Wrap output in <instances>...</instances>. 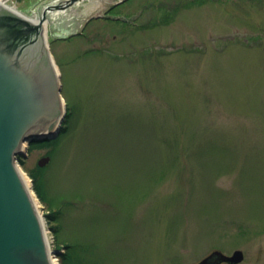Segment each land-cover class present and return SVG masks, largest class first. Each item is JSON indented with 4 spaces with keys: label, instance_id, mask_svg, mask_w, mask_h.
<instances>
[{
    "label": "rangeland",
    "instance_id": "rangeland-1",
    "mask_svg": "<svg viewBox=\"0 0 264 264\" xmlns=\"http://www.w3.org/2000/svg\"><path fill=\"white\" fill-rule=\"evenodd\" d=\"M89 2L44 34L61 125L15 156L51 258L264 264V0Z\"/></svg>",
    "mask_w": 264,
    "mask_h": 264
},
{
    "label": "water",
    "instance_id": "water-1",
    "mask_svg": "<svg viewBox=\"0 0 264 264\" xmlns=\"http://www.w3.org/2000/svg\"><path fill=\"white\" fill-rule=\"evenodd\" d=\"M46 16L45 10L34 21L0 6V264H52L42 219L15 162L23 141L54 137L64 115L59 74L43 38ZM242 260L240 249L229 255L214 249L196 264Z\"/></svg>",
    "mask_w": 264,
    "mask_h": 264
},
{
    "label": "bare ground",
    "instance_id": "bare-ground-1",
    "mask_svg": "<svg viewBox=\"0 0 264 264\" xmlns=\"http://www.w3.org/2000/svg\"><path fill=\"white\" fill-rule=\"evenodd\" d=\"M71 1H73V4H74V2L76 3V1L77 0H60L57 4H55L54 6H53V9H56L57 11H54L53 12V14L55 15V16H60L61 14H62V12H60L61 10H63L64 8H66V6L71 2ZM80 4H84L88 9H91L92 7H93V3L91 2L89 5L87 4V1H85V2H83L82 0H80V1H78ZM0 6H2V7H4V8H6V9H10V10H12V11H16V10H14L15 9V7H11V5H9L5 0H0ZM86 10V9H85ZM17 11H19L18 9H17ZM21 13V12H20ZM35 21L37 20V18H35L34 19ZM48 19H46L45 20V22L47 21ZM44 22V23H45ZM43 27H45V29L47 28V26L45 25V26H43ZM43 38H46L45 36L43 37ZM22 143H24V141L22 142ZM21 177H22V179H24V182H25V185H29L28 184V182H27V177L26 176H24L23 174L21 175ZM31 196H32V198H35V197H33L34 196V194L33 193H31ZM35 202V206L37 207V210H38V204H37V201H34ZM38 212H39V210H38ZM40 215V214H39ZM41 217V216H40ZM42 223H43V221H42ZM43 229L45 230V228H44V225H43ZM44 236H45V240H46V243L48 244V246H49V240H48V236H47V234H45V231H44ZM52 261V264H56L55 263V261L52 259L51 260Z\"/></svg>",
    "mask_w": 264,
    "mask_h": 264
},
{
    "label": "flooded vegetation",
    "instance_id": "flooded-vegetation-1",
    "mask_svg": "<svg viewBox=\"0 0 264 264\" xmlns=\"http://www.w3.org/2000/svg\"><path fill=\"white\" fill-rule=\"evenodd\" d=\"M46 1V3L50 6V7H53L55 4H57L60 0H45ZM45 1H42L40 4H39V6H35V8L34 9H31L32 10V12L33 13H37V12H41L44 8H46V3H45ZM79 5H84V4H80V3H78V4H74V5H72L70 8H72V7H75V6H79ZM68 11V10H67ZM67 16V14H65L64 16H62V17H59V18H56V21L54 22V19H51L50 21H48L47 23H46V26H47V28H46V33H47V35L48 36H50V37H52L53 35H54V26H55V23L57 22V23H59V21L62 19V18H65ZM220 264H223V263H220Z\"/></svg>",
    "mask_w": 264,
    "mask_h": 264
},
{
    "label": "trees",
    "instance_id": "trees-1",
    "mask_svg": "<svg viewBox=\"0 0 264 264\" xmlns=\"http://www.w3.org/2000/svg\"><path fill=\"white\" fill-rule=\"evenodd\" d=\"M33 141V140H31ZM62 247H64L65 249H67V259L70 261V263L72 264H83L82 260L80 258H78V254L77 251L75 249V245H71L68 243H62L61 245ZM74 251V252H73Z\"/></svg>",
    "mask_w": 264,
    "mask_h": 264
}]
</instances>
